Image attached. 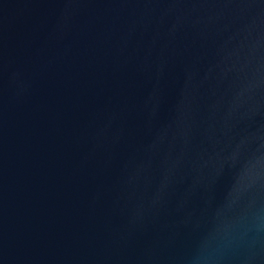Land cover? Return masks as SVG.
Returning <instances> with one entry per match:
<instances>
[{"label":"water","instance_id":"water-1","mask_svg":"<svg viewBox=\"0 0 264 264\" xmlns=\"http://www.w3.org/2000/svg\"><path fill=\"white\" fill-rule=\"evenodd\" d=\"M0 264H264V0H0Z\"/></svg>","mask_w":264,"mask_h":264}]
</instances>
